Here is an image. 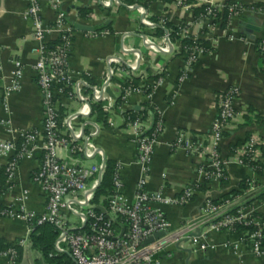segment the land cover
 Listing matches in <instances>:
<instances>
[{
	"label": "crops",
	"instance_id": "0c3cea01",
	"mask_svg": "<svg viewBox=\"0 0 264 264\" xmlns=\"http://www.w3.org/2000/svg\"><path fill=\"white\" fill-rule=\"evenodd\" d=\"M40 1L43 18L52 24L56 19L55 12L48 0ZM175 1L153 0L145 7L146 13L153 17V22L164 20L176 27L191 24L199 8L177 9ZM188 1L230 2L253 7L254 10L245 12L225 28L220 26L219 30L205 32V40L212 45L213 52L200 55L188 77L180 81L186 68L180 42L171 44L170 53L150 51L143 38L150 36L158 42L162 36L156 35L158 27H145L137 11L125 6L116 10L105 9L99 0H61L62 9L73 12L69 16L70 21L75 23L76 34L69 59L73 80L88 84L104 81L108 77L107 60L112 56L121 57L125 66L137 67L133 72L136 90L124 102L118 87L120 81L111 79L108 92L115 99L114 114L97 113L92 108L88 128H99L100 132L90 137V141L104 153L106 162H114L120 169L125 198L133 203L143 172L138 164L135 135L125 126L126 114H136L149 130L161 120L163 127L155 140L146 190L177 197L186 188H192L193 195L187 205L163 207L174 227L198 219L203 213L205 201H220L239 190L247 180L264 186V178L239 161L237 154V150L248 140L256 139L260 158H264V58L257 51V43L264 41V0ZM26 7L21 0H0V64L5 77L0 84V140L14 143L19 152L26 145L22 134L34 132L37 136L33 153L20 162L16 183L12 189L3 192L0 204L23 209L38 217L45 212L47 204L41 187L33 182L43 158L44 139L41 132L44 108L32 70L36 58L31 52L37 44L32 24L24 16ZM88 15L98 21L81 24ZM76 25L92 30H80ZM57 41L55 35L49 38L51 45ZM12 61L23 64L22 86L19 92L3 100L2 87L9 85L14 70ZM231 87H237L240 93L235 105L237 119L223 134L219 145L224 176L218 178L213 176L207 165L199 164L184 149L174 145L180 134L190 137L195 143L208 141L212 123L218 114V97ZM84 93L88 98L90 88H85ZM64 104L79 111L82 103L65 101ZM82 122L78 121L75 131L82 130ZM59 157L82 167L99 163L97 157L86 160L82 155L71 156L65 150L59 151ZM6 162L0 157V186L6 183ZM263 211L259 209L258 212L262 214ZM31 234L26 223L0 218V247L24 242L23 247L18 249V264H37L42 259L32 246ZM187 250L172 249L170 256L163 257L159 264H263L234 233L211 232L205 241H199L195 249ZM7 263V259L0 257V264Z\"/></svg>",
	"mask_w": 264,
	"mask_h": 264
},
{
	"label": "built area",
	"instance_id": "2783aa9c",
	"mask_svg": "<svg viewBox=\"0 0 264 264\" xmlns=\"http://www.w3.org/2000/svg\"><path fill=\"white\" fill-rule=\"evenodd\" d=\"M26 3L25 19L32 24L36 47L31 54L36 58L32 67L39 87L42 106L44 108V123L42 137L44 139L42 162L33 176V182L41 187L46 197V210L40 216L27 213L23 209L3 207L0 204V218L19 220L26 223L29 231L37 226L49 224L58 233L55 249L58 253H70L75 264H159L163 257H169L172 249L193 250L199 241H205L211 232L234 233L241 237L253 254L264 264V200L252 201L258 189L252 183L249 189L241 191V195L231 200L205 201L202 215L195 220L182 223L174 227L169 221L163 207H183L187 205L193 195L192 188H186L177 197H168L162 192L150 193L146 190L150 166L154 154L156 138L162 131L163 124L158 120L154 129L149 127L140 117L126 114L125 126L132 130L138 146V164L142 168L143 176L137 184V191L133 203L127 201L124 195V182L120 169L117 167L113 178V193L108 199V207L99 208L92 205L94 194L103 181L106 171L104 153L91 143L90 137L96 136L99 128H88V118L92 108L101 105L106 115L116 111L115 99L109 94L108 86L111 79L120 81L121 100H128L136 90L133 72L136 66H125L119 56L109 57L108 77L100 82L88 84L75 81L69 70L74 38L75 23L70 21L73 12L63 10L61 0H48L55 12V21L48 24L42 16L43 4L40 0H21ZM105 9H118L125 6L131 11H137L142 18V24L150 29L163 28L166 21L153 22L147 15L145 7L153 0H134L130 4L126 0H99ZM177 9L204 8L195 16L191 24H183L177 36L190 39L193 46L180 47L184 53L186 68L180 81H184L191 68L197 63L203 49L196 46L197 41L205 40V32L219 30L223 17L229 25L245 12L253 11V7H244L236 3H189L188 0H176ZM70 15V16H69ZM85 22L98 21L88 15ZM218 22V23H216ZM58 37V44L49 42L51 36ZM144 45L153 53H170L172 36L166 31L160 41L147 36ZM258 52L264 58V41L259 45ZM14 68L9 85L2 87V97L6 100L10 95L21 90L23 79V64L12 61ZM3 66L0 64V84L4 81ZM90 88L87 98L83 90ZM239 89L231 87L218 97L217 118L212 123L208 141L195 143L190 137L180 134L175 141V147L184 149L199 164L207 165L213 176L222 178L224 168L218 151L223 134L236 121V102ZM65 101H80L81 108L74 111L71 106H64ZM82 130L75 131L78 121ZM34 132L24 133L26 141L24 148L17 152L12 142L0 140V157L7 160L4 175L6 183L0 186V198L4 191L12 189L16 183V174L22 159L29 157L36 141ZM259 143L256 139L248 140L237 154L239 161L248 165L245 160L260 158ZM65 150L71 156L82 155L86 160L96 157L99 163L82 167L70 164L59 157L58 151ZM254 171V170H253ZM255 172V171H254ZM252 201L249 206H244ZM260 214L263 219L255 218ZM77 218V221L72 219ZM256 226L257 231L239 232L236 227ZM200 233L197 235V233ZM152 240L147 243V241ZM24 242L10 246L0 251V257L7 259V264H18L19 251Z\"/></svg>",
	"mask_w": 264,
	"mask_h": 264
},
{
	"label": "trees",
	"instance_id": "16d2710c",
	"mask_svg": "<svg viewBox=\"0 0 264 264\" xmlns=\"http://www.w3.org/2000/svg\"><path fill=\"white\" fill-rule=\"evenodd\" d=\"M128 3L132 4L134 3V0H126ZM227 4H230L227 3ZM204 10V8H199L196 11V15L201 13ZM154 22H158L157 20ZM218 23V22H216ZM227 19L224 16L223 17V23L221 24V28H225L227 26ZM166 31H169L172 36V43L179 41L181 46L185 48H189L193 46V43L190 39H182L177 36V33L179 31V28L176 26H173L172 24L166 22L165 26L163 28L158 27L156 29V35L157 36H163ZM59 42L57 41L55 44L57 45ZM262 43L258 42L257 43V49L259 45ZM55 44H52L51 47ZM200 46L203 49V54H207L210 52H213L214 48L212 45L206 41V40H199L196 43V46ZM258 51V50H257ZM184 53H182L183 55ZM93 110H95L97 113H103L101 109V105H96L93 106ZM130 116L132 117H137L136 114L129 113ZM245 162L248 164L249 167H251L255 173L261 177L264 178V158H259L255 160H245ZM116 164L114 162L108 161L106 162V171L105 175L103 177V181L101 185L98 187L97 191L94 194V198L92 201V205L96 207V211L100 212L99 207L102 208H107L108 207V199L111 197L113 193V178H114V173L116 171ZM254 184V187L258 189L257 193L255 194V198L252 201H257L261 202L264 200V186H262L259 182L257 181H252V180H247L241 184V187L237 191H233L230 194L226 195L223 200H231L234 197L240 196L241 191H245L249 189V186L251 184ZM252 201L247 202L244 206H249ZM255 218L258 219H263V216L260 214H255ZM237 231L239 232H254L257 231L256 226H242L238 225L236 227ZM264 234V231H263ZM58 239V233L54 229L53 226L49 224H45L43 226H37L32 229V234H31V243L37 252L41 254V261H38L37 264H75L73 261L72 256L70 253H58L55 249V244ZM9 247L8 246H1L0 251H5Z\"/></svg>",
	"mask_w": 264,
	"mask_h": 264
},
{
	"label": "water",
	"instance_id": "95a60500",
	"mask_svg": "<svg viewBox=\"0 0 264 264\" xmlns=\"http://www.w3.org/2000/svg\"><path fill=\"white\" fill-rule=\"evenodd\" d=\"M76 28L77 29H80V30H86V31H91L92 29L91 28H88V27H81L79 25H76ZM200 233L198 232L197 235H199ZM152 240H149L147 241V243L151 242ZM188 252H190V250H187Z\"/></svg>",
	"mask_w": 264,
	"mask_h": 264
},
{
	"label": "rangeland",
	"instance_id": "374dc122",
	"mask_svg": "<svg viewBox=\"0 0 264 264\" xmlns=\"http://www.w3.org/2000/svg\"><path fill=\"white\" fill-rule=\"evenodd\" d=\"M58 153H59V151H58ZM72 220H74V219H72Z\"/></svg>",
	"mask_w": 264,
	"mask_h": 264
}]
</instances>
